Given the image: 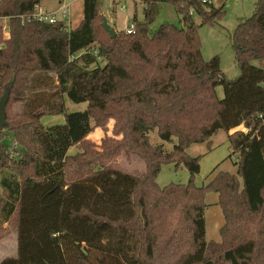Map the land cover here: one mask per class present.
<instances>
[{
  "label": "trees",
  "instance_id": "1",
  "mask_svg": "<svg viewBox=\"0 0 264 264\" xmlns=\"http://www.w3.org/2000/svg\"><path fill=\"white\" fill-rule=\"evenodd\" d=\"M42 1H0L11 33L5 40L0 25V96L11 89L0 131V241L17 234V254L0 264H264V65H254L264 63V0L231 35L240 70L233 80L219 55L204 60L199 36L221 22L225 3L142 0L144 21L135 15V31L112 38L100 0L83 1L70 33L28 21ZM161 4L181 27L151 31ZM51 73L55 79L43 76ZM11 95L25 105L16 116L8 115ZM66 97L87 109L67 113ZM97 114L113 117L120 137L101 150L87 140ZM48 115L65 122L45 127ZM155 130L172 151L152 145ZM219 131L238 156L237 173L219 172L198 187L200 157L187 150ZM6 137L17 144L14 154ZM122 154L140 157L145 171L122 170ZM164 165L186 167L189 182L161 187ZM210 193L224 218L220 242L206 239Z\"/></svg>",
  "mask_w": 264,
  "mask_h": 264
},
{
  "label": "rangeland",
  "instance_id": "2",
  "mask_svg": "<svg viewBox=\"0 0 264 264\" xmlns=\"http://www.w3.org/2000/svg\"><path fill=\"white\" fill-rule=\"evenodd\" d=\"M114 0H100L101 16L106 18L109 24L115 29L117 33L125 32L128 27L133 23V18L136 15L137 20L142 23L144 21V8L141 2H128L127 9L121 10L116 7ZM258 0H213L214 6L218 8L221 4L225 3V15L217 26L205 25L199 29V36L202 42V55L205 61L211 60L214 56L219 55L221 58L222 71L228 79L233 80L239 77L240 70L235 61V53L232 48L231 35L236 29L239 20H245L254 14L255 4ZM73 2L72 5V23L73 27H77L83 19V0H66V3ZM118 2V1H117ZM116 3V1H115ZM43 5L56 8L58 7L59 0H43ZM197 24H200V19H195ZM163 23H170L177 27H181L180 20L174 9L167 5L161 4L159 6V15L151 26V31H156ZM5 40L6 37L4 36ZM105 61L99 60L98 64L92 65L93 69L97 66H104ZM254 65H264L260 62H255ZM55 79L53 73L43 75ZM11 90L6 88V90ZM218 95L222 99L224 97L223 88H218ZM5 92V91H4ZM1 94L0 99L4 95ZM25 108L24 104L18 103L15 96L11 95V103L8 110V115L16 116L22 113ZM67 113L83 112L87 109V103L76 104L68 100L66 97ZM65 122V115L44 116L41 123L45 126H52L63 124ZM116 121L110 115L97 114L93 118V131L88 137V141L101 150L103 141L107 139L119 140L120 137L114 135V128ZM238 130H245L243 127ZM234 132V131H233ZM232 133V132H231ZM150 141L152 145H163L167 152L172 151L173 145L163 142L157 130L150 132ZM6 144L10 148L13 144V139L6 137ZM80 151L79 147L70 150V154L74 155ZM188 155L196 158L200 157L201 171L196 176V185L198 187L206 186L219 172H228L231 174L237 173V159L238 156L233 153V149L228 141V133L219 131L212 139L211 143L195 144L188 150ZM118 161L119 167L129 173L144 172L146 165L144 161L138 156L127 157L122 154ZM190 180V173L186 167L178 168L175 170L174 165H164L161 173L158 176L157 182L161 187L174 184H187ZM2 189L0 186V197L2 196ZM206 239L207 241L220 242L219 235L220 228L224 225V218L218 203V194L210 193L206 197ZM17 254V234L12 231L10 236L0 241V261L6 257H13Z\"/></svg>",
  "mask_w": 264,
  "mask_h": 264
},
{
  "label": "built area",
  "instance_id": "3",
  "mask_svg": "<svg viewBox=\"0 0 264 264\" xmlns=\"http://www.w3.org/2000/svg\"><path fill=\"white\" fill-rule=\"evenodd\" d=\"M2 1V0H0ZM116 1V3H115ZM118 1V2H117ZM142 0H114L116 7H120L121 10L127 9L128 2H141ZM205 2L212 3L213 0H204ZM43 2V1H42ZM42 2L37 5L34 11L27 17L28 21H35L42 24L54 25V24H63L67 32H71L75 27L72 23V5L73 2L66 3V0H59L58 7L51 8L42 4ZM24 18V17H23ZM10 17L0 15V25L2 26V31L6 39L10 37ZM135 31V25L132 23L130 27L125 31L127 34H131ZM87 51H83L80 55L86 54ZM93 55H97V50L90 52ZM17 148V144L13 142L11 147V152L14 154V151Z\"/></svg>",
  "mask_w": 264,
  "mask_h": 264
},
{
  "label": "water",
  "instance_id": "4",
  "mask_svg": "<svg viewBox=\"0 0 264 264\" xmlns=\"http://www.w3.org/2000/svg\"><path fill=\"white\" fill-rule=\"evenodd\" d=\"M103 28L110 34L112 38L117 35L115 29L105 19L103 22ZM10 100V91L7 89L4 92L3 97L0 99V131H3L7 127V115L6 107Z\"/></svg>",
  "mask_w": 264,
  "mask_h": 264
},
{
  "label": "crops",
  "instance_id": "5",
  "mask_svg": "<svg viewBox=\"0 0 264 264\" xmlns=\"http://www.w3.org/2000/svg\"><path fill=\"white\" fill-rule=\"evenodd\" d=\"M84 1V0H83ZM4 260V259H3ZM1 262V261H0Z\"/></svg>",
  "mask_w": 264,
  "mask_h": 264
}]
</instances>
